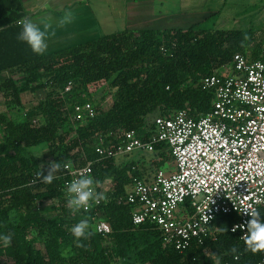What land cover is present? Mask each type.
I'll return each mask as SVG.
<instances>
[{"label": "trees", "instance_id": "trees-1", "mask_svg": "<svg viewBox=\"0 0 264 264\" xmlns=\"http://www.w3.org/2000/svg\"><path fill=\"white\" fill-rule=\"evenodd\" d=\"M24 17L21 0H0V94L7 108L0 113V234H12L10 246L0 241V264H257L262 260L264 253L246 251L240 234L231 231L237 220L234 215L218 216L216 236L184 252L165 248L155 224L133 223L131 206L118 199L136 181L147 180L151 166L167 164L172 159L168 151L157 152L150 167L141 158L125 160L130 155L98 161L95 178L100 185L107 184L106 199L93 211L72 215L66 207L63 178L56 177L51 184L36 178L41 169L32 149L46 143L54 162L62 167L84 164L97 159L95 146L100 139L116 145L127 131L147 139L154 126L149 122L152 115L183 109L193 117L210 112L215 93L205 90L202 80L230 68L238 53L251 60L264 59V32L204 29L201 22L187 29H126L37 56L16 39L21 30L17 21ZM69 83L72 88L67 91ZM108 87L113 100L97 104L95 117L70 120L78 105L96 102L97 97L104 100ZM28 93L40 98L17 120L11 111L24 105ZM49 201L56 203L54 215L46 212ZM260 212L264 218V209ZM81 219L89 220L94 233L82 241L85 247H77L70 233ZM99 220L107 221L112 232L99 233ZM39 240H44L46 254L37 247ZM233 246L238 253L229 252ZM67 248L71 252L65 259L60 253Z\"/></svg>", "mask_w": 264, "mask_h": 264}, {"label": "built area", "instance_id": "built-area-1", "mask_svg": "<svg viewBox=\"0 0 264 264\" xmlns=\"http://www.w3.org/2000/svg\"><path fill=\"white\" fill-rule=\"evenodd\" d=\"M261 55L264 58V44ZM202 86L215 93L210 112L193 117L183 109L157 116L147 139L135 131L125 132L116 145L100 139L96 160L67 163L70 166L55 175L63 178L66 195L73 180L82 175L95 178L98 161L168 151L172 157L168 169L155 164L147 180L136 181L118 199L131 206L133 223L155 224L164 247L181 252L213 239L220 215H234L232 228L242 237L246 232L242 225L249 219L244 209H264V59L238 53L230 68L204 78ZM71 88L69 83L67 91ZM76 111L79 119L97 115L92 102L78 105ZM95 190L107 196V184L98 183ZM103 201L92 203L87 212ZM96 230L103 235L112 232L105 220L96 222ZM257 264H264V258Z\"/></svg>", "mask_w": 264, "mask_h": 264}, {"label": "crops", "instance_id": "crops-1", "mask_svg": "<svg viewBox=\"0 0 264 264\" xmlns=\"http://www.w3.org/2000/svg\"><path fill=\"white\" fill-rule=\"evenodd\" d=\"M205 0H21L25 17L36 23L51 24L48 39L49 54L67 47L97 39L105 35V22H121L125 30L139 32L143 29H171L167 27L181 22L183 17L204 16ZM71 10L74 21L64 27L58 26L63 13ZM187 29V28H184ZM44 54V55H45Z\"/></svg>", "mask_w": 264, "mask_h": 264}, {"label": "clouds", "instance_id": "clouds-1", "mask_svg": "<svg viewBox=\"0 0 264 264\" xmlns=\"http://www.w3.org/2000/svg\"><path fill=\"white\" fill-rule=\"evenodd\" d=\"M75 19V13L71 10H67L63 13L62 18L58 21L59 27H64L71 24ZM20 26V31L16 36V39L26 44L37 56H43L48 50V39L54 32L49 30L52 28L51 24H41L34 22L28 17L21 18L17 21ZM248 37L245 35V40ZM70 164H64L63 167L67 168ZM62 165L58 162H51L47 166L45 171L42 167L41 171L37 173V179L44 184H51L56 179L55 173L61 170ZM97 181L94 177L88 175H82L80 178L73 180L67 186V203L66 207L69 209L72 215L80 213L82 210L87 212L92 203H100L101 200H105L106 196L95 190ZM243 214L249 219L243 223V227L246 228L245 234L241 237L244 242L245 250L250 251L253 254L264 253V218L259 210L252 208L244 209ZM15 213H10V219H14ZM227 232L226 228L221 229ZM235 226L232 228L234 232ZM70 233L74 237V243L77 247H85L82 243L84 240H88L94 234L90 230V223L88 219H81L70 228ZM0 241L3 242L5 247L11 245L12 234H0ZM71 252V248L64 249L60 254L67 259ZM230 253H238L237 246H233L229 249Z\"/></svg>", "mask_w": 264, "mask_h": 264}, {"label": "rangeland", "instance_id": "rangeland-1", "mask_svg": "<svg viewBox=\"0 0 264 264\" xmlns=\"http://www.w3.org/2000/svg\"><path fill=\"white\" fill-rule=\"evenodd\" d=\"M205 3L206 6L204 10L206 14H204V16H196L194 15V12L191 11L189 12L190 16L183 17L181 22H176L172 25H167V27L178 26L189 28L193 24L201 22V27L204 29H242L248 31L254 30V32H256L257 34H262V32H264V0H205L204 2L200 1L198 3V7L203 8ZM123 30H125V26H122L121 22H105V35L120 32ZM138 35L139 34H137V36ZM253 45H255V42L252 44V47ZM39 98L40 97L34 93H28L24 95V105L20 108L12 110L11 114L17 120L23 119L28 108L34 106V104L38 102ZM112 100L113 95L111 93V89L108 87L105 93V99L102 100V98L97 97L96 102L93 101V104L95 106L100 103L108 105L110 102H112ZM5 111H7V108L5 106L4 99L0 94V113ZM78 114L79 113L74 110L70 115V120L77 121L79 119ZM154 118V115L150 116L149 122L152 123ZM32 150L36 155L38 167L40 169H42L43 167L46 171L48 164L54 162V159L49 154L48 144H41L37 147H34ZM138 158L145 160L148 166L150 167L152 162H155L157 156L152 153L147 154L138 152L128 156L125 160L131 161L132 159ZM168 164L170 165L171 163ZM169 165L165 164L163 166L168 169ZM155 167L156 165L153 167L151 166V168H149L152 173ZM55 204L56 203H52V201L46 202V212H50L54 215V212H52L51 210H55L53 208ZM36 235L37 234L33 231L32 236ZM37 247L42 250L43 253L46 254L44 240H39V242L37 243Z\"/></svg>", "mask_w": 264, "mask_h": 264}]
</instances>
